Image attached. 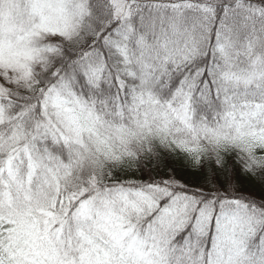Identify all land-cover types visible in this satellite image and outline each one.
<instances>
[{"label": "snow or ice", "instance_id": "6c2138e0", "mask_svg": "<svg viewBox=\"0 0 264 264\" xmlns=\"http://www.w3.org/2000/svg\"><path fill=\"white\" fill-rule=\"evenodd\" d=\"M0 264H264V0H0Z\"/></svg>", "mask_w": 264, "mask_h": 264}]
</instances>
